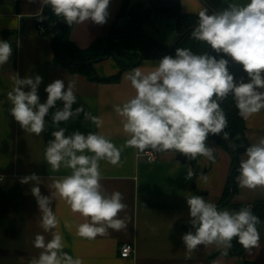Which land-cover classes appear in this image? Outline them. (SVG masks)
I'll return each instance as SVG.
<instances>
[{
	"label": "clouds",
	"instance_id": "1",
	"mask_svg": "<svg viewBox=\"0 0 264 264\" xmlns=\"http://www.w3.org/2000/svg\"><path fill=\"white\" fill-rule=\"evenodd\" d=\"M109 4L110 0H41V8L51 5L55 16L69 26L89 21L104 25L109 17ZM198 17L192 38L242 65L249 82L235 80L224 56L195 54L188 48H176L174 57L165 55L147 73L140 67L134 68L126 79L135 95L115 107L122 118L123 133L128 137L125 147L135 148L149 157L153 152L175 151L189 159L204 156L214 160L213 149L206 141L210 134H221L227 127L220 102L231 94L239 114L245 118L264 109V0H249L245 5L230 3L225 10L211 15L201 7ZM37 19L43 22L48 17L41 13ZM12 52L8 41H0V65L9 61ZM12 79L14 87L6 95L11 105L9 114L22 129L40 136L46 129L45 117L50 109H55L52 123L58 127L51 133L54 139L47 143L45 161L53 171H59L62 166L71 170L69 175L54 181L51 196L41 194L40 177L35 173L20 180L22 184L36 182L31 193L41 213V227L52 233L47 241L44 235L35 236L34 247L42 251L29 264H83L79 257L63 251V236L53 231L59 221L51 204L58 197L73 213L85 218V222L76 226V235L81 238L91 240L107 235L109 229L127 228L126 221L119 218L126 208L123 195L119 191L111 194L103 191L99 166L101 160L119 164L121 149L104 135L74 131L66 136V129L59 127L61 122L75 119L81 113L98 128L102 126L101 119L85 111L84 105L73 110L77 101L74 80L66 88L61 79L50 83L45 88L46 102L41 103L40 75ZM26 87L28 91L24 90ZM57 101L62 102V108L56 107ZM4 102L0 100V104ZM227 135L224 133V138ZM245 156L239 161L240 186L264 188V138L249 146ZM187 178H192L191 172ZM187 204L188 223L195 229L194 233L189 231L182 236L187 256L200 245L231 248L234 238L246 250L259 246L261 237L256 226L260 221L250 207L236 212L219 210L200 195L187 197Z\"/></svg>",
	"mask_w": 264,
	"mask_h": 264
},
{
	"label": "crops",
	"instance_id": "2",
	"mask_svg": "<svg viewBox=\"0 0 264 264\" xmlns=\"http://www.w3.org/2000/svg\"><path fill=\"white\" fill-rule=\"evenodd\" d=\"M183 13H199L201 7L208 14L225 10L230 3L245 5L249 0H178ZM132 4L149 5V0H130ZM123 0H110L107 23L98 25L91 21L73 24L70 37L80 47H87L94 39L103 37L113 23ZM46 6L41 8V0L29 3L28 0H0V41H8L13 52L9 61L0 65V264H29L32 257L42 251L34 247L37 234L52 237L41 227V213L37 201L31 193L35 181L27 184L21 178L35 173L40 177L38 185L41 194L51 196L54 181L69 175L71 170L61 167L53 171L45 161L47 143L54 139L51 133L57 130L52 123L50 109L45 117L46 129L40 136L27 132L9 114L11 105L6 100L12 91V77H35L40 75L42 83L38 87L40 102L47 99L45 88L61 79L65 88L69 81H75L76 103L73 110L84 105L85 111L99 117L102 126L97 127L81 113L75 119L61 122L59 127L66 129L65 135L79 131L106 136L121 149L120 162L112 165L105 160L99 162L102 175L101 185L106 194L119 191L123 195L126 208L119 213L127 228L120 231L108 230V234L95 239L76 235V226L85 222L79 213H73L64 200L56 197L51 207L59 224L53 231L62 234L63 251L79 257L83 264H264V224L260 227L259 246L245 250L241 256H226L219 251L224 249L215 244L203 246L186 255L182 236L191 231L188 221L189 206L187 197L200 195L205 201L220 205L223 190L231 170V156L209 137L206 145L213 149L214 160L197 156L194 164L179 163L173 151L156 152L154 161H147L145 153L135 148L125 147L126 134L122 130V118L115 107L122 105L135 95L130 81L126 79L131 70L121 74L117 83H97L79 74H72L63 66L53 63V48L50 40L43 35V27L37 19ZM160 22L157 24V26ZM153 29L148 34L155 37ZM231 62L230 57H228ZM162 59V58H160ZM160 59L143 60L140 67L145 73L152 70ZM100 77H108L117 72L113 59L107 58L94 66ZM249 82V78L245 81ZM28 91L26 87L24 89ZM56 107L62 108L61 101ZM249 146L264 138V109L247 118L244 117ZM147 151V150H146ZM91 155V153H85ZM246 158L245 153L240 157ZM192 178L188 179V173ZM236 175L237 192L232 202L236 205L252 206L264 202V188H242ZM226 206V205H225ZM228 207V206H227ZM229 208V207H228ZM243 208V207H241ZM241 208L231 209L230 212ZM69 225V226H66ZM193 232V231H192ZM194 233V232H193ZM131 243V256L122 258L119 247Z\"/></svg>",
	"mask_w": 264,
	"mask_h": 264
},
{
	"label": "trees",
	"instance_id": "3",
	"mask_svg": "<svg viewBox=\"0 0 264 264\" xmlns=\"http://www.w3.org/2000/svg\"><path fill=\"white\" fill-rule=\"evenodd\" d=\"M48 17L47 20L39 22L43 27V35L47 37L53 48V63L63 66L72 74L84 76L87 80L97 83H117L120 81L121 74L126 70H131L146 59H160L165 55L175 56L176 48H188L195 54H209L220 58H229L220 53L219 55L211 49L208 53L206 43L192 38L191 32L198 25L199 17L193 13H183L180 9L178 0H149V5L141 3L132 4L130 0H123L120 10L118 11L113 23L107 29L103 37L94 39L87 47H80L71 37L72 26H69L62 18L55 16L51 10V6H46L42 13ZM122 21L119 25L118 19ZM62 21V22H59ZM170 22L174 27V41L179 39L177 44L171 48L172 43H164L157 38L148 34L149 29L154 31L157 24ZM118 23V24H117ZM52 27V32H51ZM147 28H149L147 30ZM143 34V35H142ZM145 38L148 39L151 46L148 45ZM106 41V50L103 42ZM60 44L63 52L60 51ZM155 49V51L153 49ZM171 49V50H169ZM159 53H166L161 55ZM113 59L118 67L117 72L108 77H100L95 72L94 66L105 60V56ZM229 72L234 75L235 80L240 76H247L240 64L229 60ZM220 107L224 111L227 119V127L223 133L217 135H209V138L218 146L227 151L231 156V168L234 164L233 153L237 156V166L232 172L231 180L233 184L234 195L237 192L236 175L239 173L240 156L246 153L249 142L246 136V126L244 117L239 114V110L235 105V101L231 94L220 102ZM227 133V138H224ZM233 149V152L231 151ZM175 152V151H173ZM179 163L194 164L193 159L185 157L179 152H175ZM229 178L225 184L220 203L225 202L230 196ZM231 209L250 207L253 214L259 218L260 223L257 229L264 224V202L254 203L252 206L236 205L232 200L226 205ZM189 229L195 232L190 226ZM246 249L240 245L234 238L231 248L221 249L219 252L226 255L244 254Z\"/></svg>",
	"mask_w": 264,
	"mask_h": 264
},
{
	"label": "rangeland",
	"instance_id": "4",
	"mask_svg": "<svg viewBox=\"0 0 264 264\" xmlns=\"http://www.w3.org/2000/svg\"><path fill=\"white\" fill-rule=\"evenodd\" d=\"M144 1H147V0H144ZM119 19H121V18H119ZM119 19H118V21H119ZM148 29L149 28H147V30ZM153 33L156 35V38L158 40H160L164 43H169V42L174 41V36H175L174 27H173L172 23H170L168 21L160 23ZM218 209L229 211V208L227 206H223V207L218 208Z\"/></svg>",
	"mask_w": 264,
	"mask_h": 264
},
{
	"label": "water",
	"instance_id": "5",
	"mask_svg": "<svg viewBox=\"0 0 264 264\" xmlns=\"http://www.w3.org/2000/svg\"><path fill=\"white\" fill-rule=\"evenodd\" d=\"M47 6H51V5H47ZM122 21V19H119V25H121V22ZM59 22H62V21H59ZM52 27H51V32H52ZM143 35V34H142ZM145 40H146V42L148 43V45L149 46H151V44H150V42L148 41V39L147 38H145ZM178 40L179 39H176L173 43H172V45H171V48H173L176 44H177V42H178ZM106 41H107V39H105V41L103 42V45H104V49L106 50ZM152 47V46H151ZM153 49V48H152ZM154 51H155V49H153ZM169 50H171V49H169ZM60 51L61 52H63V49H62V46H61V44H60ZM209 51H210V45H209V47H208V53H209ZM159 54H161V55H165L166 53H159ZM109 56H108V54L105 56V58L104 59H107ZM231 151L233 152V149H231ZM233 158H234V164H233V167L231 168V170H230V174H229V182H230V196H229V198L225 201V202H223V203H221L220 205H218L217 206V208H221V207H223V206H225V205H227L231 200H232V198H233V195H234V193H233V184H232V180H231V176H232V172H233V170L235 169V167L237 166V156L233 153Z\"/></svg>",
	"mask_w": 264,
	"mask_h": 264
},
{
	"label": "built area",
	"instance_id": "6",
	"mask_svg": "<svg viewBox=\"0 0 264 264\" xmlns=\"http://www.w3.org/2000/svg\"><path fill=\"white\" fill-rule=\"evenodd\" d=\"M44 29H41L43 31ZM248 79V76H240L237 78L236 81L243 80L244 82ZM156 156V152H153L152 156L149 157L148 155L145 154L146 160L151 162L154 161ZM2 181V176L0 175V182ZM133 250V245L131 243H123L119 247V254L122 258H128L131 256Z\"/></svg>",
	"mask_w": 264,
	"mask_h": 264
}]
</instances>
